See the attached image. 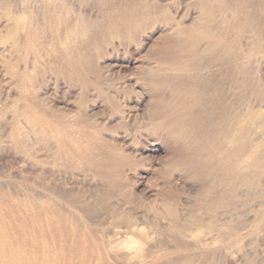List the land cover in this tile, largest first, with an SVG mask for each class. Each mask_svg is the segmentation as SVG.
Here are the masks:
<instances>
[{
	"label": "rangeland",
	"instance_id": "1",
	"mask_svg": "<svg viewBox=\"0 0 264 264\" xmlns=\"http://www.w3.org/2000/svg\"><path fill=\"white\" fill-rule=\"evenodd\" d=\"M202 23L235 55L182 77L195 105L158 66ZM85 53L75 76L64 57ZM0 196L61 204L114 264H264V0H0Z\"/></svg>",
	"mask_w": 264,
	"mask_h": 264
},
{
	"label": "bare ground",
	"instance_id": "2",
	"mask_svg": "<svg viewBox=\"0 0 264 264\" xmlns=\"http://www.w3.org/2000/svg\"><path fill=\"white\" fill-rule=\"evenodd\" d=\"M10 5H12V4H10ZM12 7H14V6H12ZM146 11H145V13H146ZM212 11L213 10L211 8L208 9V11H206L208 13L207 18L211 16ZM127 12L128 11H126V13ZM213 14H214V12H213ZM131 16H133V15L131 14ZM133 17H135L134 19L136 21V18L138 16L137 17L133 16ZM124 18L122 20H124ZM134 19H133V22H134ZM138 20H139V18H138ZM130 21H132V19H130V20H129V18L125 19L121 24L122 28L120 30H125V29L127 31L132 30L131 27L134 26L135 24L133 22L130 23ZM138 22H137V24H139ZM118 23H120V22L118 21ZM181 23H182L181 21H179L177 23V25H176L177 28L179 27V25ZM209 25H210V23H209ZM188 27H189L188 30L187 29H185V30L183 29L184 31L179 30V34H181L179 36L183 37L182 38L184 40L183 42L186 44V45H184L185 46L184 48H187V50L185 49L186 51H185V54H183L182 59L179 58L181 60L180 61L181 63H179V64L178 63H172L170 65H166L165 69H164L165 65H163V66L160 65L158 67L160 70H164V72L170 76L171 79H170V82L168 84L173 88L174 87L177 88V90L175 89L177 93L175 91H174V93L176 95H180V99L187 96L186 97L187 101H188V97L193 98L195 101H197V104L192 103V102L191 103L198 105L199 93L200 92L203 93L204 88L202 87L203 88L202 89L199 85H197V83L196 84L191 83V81H193V80H191V81L189 80L190 83H189V81L187 83H185V82L183 83L182 77H186L187 76L186 74H189L188 76H192L191 78L192 79L194 78V80L196 81V79L198 78V74H196L197 68L201 67L202 64L207 66L208 65L207 61H210L209 58L213 61L216 60V62H217V60L230 61V63L233 62V58L235 55V54L233 55V53L235 51V44L233 42H229L226 39V37H227L226 34H225L226 37L221 35L219 33V31L218 32L214 31L213 28L208 26V24L203 25V23H202L201 26H196V27L191 28L189 25ZM133 28H135V27H133ZM181 28H183V27H181ZM115 29L116 28H114V30ZM114 30H112V31H114ZM112 31H111V33H113ZM117 31H119V30H117ZM115 34H118V33H115ZM122 34H123V32H122ZM122 34H118V35L121 36ZM132 34H133V32H132ZM128 35H129V33H128ZM116 36L117 35H115V37ZM15 43H18V41H15ZM84 52H85V50H84ZM82 55H83L82 58H80L78 60H75L74 57H72L71 55L68 58H66L67 56L64 57L65 58L64 59V63H65L64 66L65 67L67 66V68L69 67V69L71 71L75 72V76L78 75V77L83 76L82 70L87 71V70H85V68H86L85 64L88 61V56L86 53L82 54ZM204 59H206V60H204ZM203 60L205 62H203ZM218 62H220V61H218ZM163 63L165 64L166 62H163ZM209 65H211V64L209 63ZM165 73H164V75H165ZM162 84H164V83L162 82ZM183 85H186L187 88H182V87H184ZM179 86H180V88H178ZM181 88H182V90L180 91ZM182 96H184V97H182ZM185 102H184V104H185ZM199 102H201V101H199ZM190 106L193 107V105H191V104H190ZM185 109L187 111L188 108H185ZM178 115H180V114H178ZM255 116H256V114L252 113L251 120H252V117H255ZM174 123H176V122H174ZM176 125H179V123H176ZM186 125H188V124L186 123ZM246 127L247 126L244 123L242 125H240V124H237L234 122L230 125L229 128H226L227 130L226 129L224 130L225 131V135H224L225 137L224 138H226L225 140L227 141L226 143L224 141V143L226 145H224L223 140L220 143L218 140V143H219L218 146L221 143H223L219 147H221V146L226 147V148L224 147L225 150L221 147L223 150L219 149L218 151H224V153H225V151L230 148L229 154L224 155V153L222 154V152L220 154L224 155L225 158L227 156V159L230 160L232 167L234 166L232 163H233L234 158H235L234 147L236 148L237 147L236 145L239 146V143H238L239 139L238 138L242 134V132H244L243 130ZM215 128H216V126H215ZM180 129H181V127H180ZM215 130H214V133H215ZM219 131H223V130L222 129L218 130L217 131L218 134H219ZM174 132H175V129H174ZM221 135L222 134H220V137H221ZM244 135L243 136L241 135V136L244 138ZM178 136L180 137V135H178ZM218 136L219 135H217V137ZM212 139H213V137H212ZM220 139H222V138H220ZM213 140H216L215 143L217 142V138H215ZM213 140H212V142L210 141L211 144L210 143L209 144L212 147V149H216L218 146L216 144H213ZM180 141H182V139ZM196 144H197V142H196ZM227 144H229V148H228ZM213 145L214 146L216 145L217 147H214ZM217 149H216V152H217ZM259 150H260V147L250 148V150L248 151V154H246V155H248L250 158L251 157L256 158L255 154H257ZM211 151H212V153H211ZM214 151L210 150V154H212L210 157H212L213 154H216V152L214 153ZM227 152H228V150H227ZM240 152L236 151V155H237V153H240ZM222 155H220V158ZM250 158H248V159H250ZM227 159H223L225 161L222 160L223 163L220 162V164H224L227 161ZM245 159H247V157ZM234 162H236V161H234ZM226 163L230 164L229 161ZM253 163H254V161H253ZM228 164H226V166H228ZM250 164H251V161H250ZM229 167L232 170L235 169V168L233 169L231 166H229ZM223 169L224 168H222V170ZM225 171L226 170H223V172H225ZM227 173H228V171H227ZM226 175L229 176V174H226ZM226 175L224 173V176H226ZM56 195L60 196L59 193H57ZM64 200H66V199H64ZM29 202L31 203V205L27 206L23 202H20V203L13 202V201L9 202L7 200H4L0 196V264H114V260H118L116 253H115V252H117V250H115V252L111 254L110 251L105 253L103 251L102 247L99 245H96L94 247L93 246L94 242L91 239L92 238L91 234L89 235L85 230H82L77 225V220L73 218L74 217L73 215L65 213V212H63V210L62 211L60 210V214H58L56 212V209H59V206H61V204L56 203V202H53V204H51V205L45 204L44 205L45 207H43V208L45 210L49 209V211L48 212H41L43 210H41L38 203L34 202L33 200L29 201ZM64 203H67V202L65 201ZM28 214H29V216H27ZM68 219L72 220V222L69 223V221H68V223H67ZM71 223H73V225ZM157 237H158V235H157ZM95 252H98V253L95 254ZM142 256L143 255H141V257ZM95 257H96V259H98V261H96V262L93 260V259H95ZM110 259L113 260V262L109 263Z\"/></svg>",
	"mask_w": 264,
	"mask_h": 264
}]
</instances>
